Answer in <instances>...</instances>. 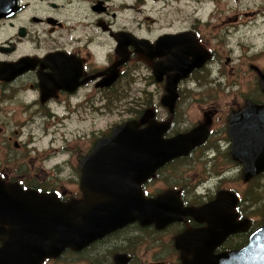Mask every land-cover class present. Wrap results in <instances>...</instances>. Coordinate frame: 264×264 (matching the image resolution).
Here are the masks:
<instances>
[{"label": "flooded vegetation", "instance_id": "flooded-vegetation-1", "mask_svg": "<svg viewBox=\"0 0 264 264\" xmlns=\"http://www.w3.org/2000/svg\"><path fill=\"white\" fill-rule=\"evenodd\" d=\"M89 1L83 2H88L90 10L79 24L76 21L80 18L71 16L72 9H65L72 0L65 4L62 0H0V178L5 183H17L23 190L55 194L61 202L79 204L92 199L100 203L107 198L104 190L96 187L102 182H87L91 190L86 194L81 162L118 125L135 121V128L140 131L154 123L160 127L162 139L187 138L180 141V146L189 149L154 165L138 181H124L120 189L109 192L112 199L121 196L120 200H127L133 210L140 208V198L147 201L162 197L157 209L176 208L173 210L176 219L134 220L93 239L94 222H73L83 226L87 223L84 228L87 233L80 235L78 231L80 239L87 238L36 264H182L183 258L195 255L189 251L192 246L188 234L213 228L220 222H213V214L204 215L203 218L213 220L208 222L182 211L205 207L219 193L229 194L225 198L227 209L220 207L225 212L222 222H237L242 229L236 227L223 235L222 228H215L209 241L211 253L242 248L264 225V170L243 179L244 165L231 155L233 145L238 143L231 135V118L241 119L248 103L264 106V92L260 88L264 60L262 65L249 62V67L257 70L252 77L257 82L253 96H239L230 89L224 93L229 101L220 100L223 91L220 89L223 84L224 87L237 84L239 92H243L245 83L241 84L237 78L242 77L231 54L236 47L262 46L264 55V10H239L229 0H201L212 2L208 11L200 13L204 17L193 12L186 17L189 26L145 38L123 29L115 20L113 24L112 20L106 21L103 14L109 13V5L105 0ZM87 25L90 30L95 25L97 31L92 36L77 31H83ZM122 35L130 38L121 45ZM164 35H179L181 39L176 44L170 40L169 48H163L158 43ZM134 56L149 65V80L154 89L141 96L128 118L91 133L92 143L71 163L67 177L70 180L57 179L62 174L59 162L50 169L29 165L31 159L53 158L59 149L49 146L38 152L31 133L29 140H23V129L41 128L42 136H52L48 140L52 145L63 121L72 115L96 113L108 119L118 108L115 100L124 94V81L135 73L129 62ZM171 59L175 65L170 63ZM168 61L167 69L160 68ZM184 63L190 67L187 71L183 69ZM137 77L145 80L141 74ZM170 80L175 82L171 91L167 90ZM192 102L198 108L190 118L186 108ZM250 119L255 125L264 116L253 114ZM237 154L242 156L239 151ZM87 172L89 177L106 173H98L93 167ZM98 206L102 207L101 203ZM221 230L222 239L216 241L212 236Z\"/></svg>", "mask_w": 264, "mask_h": 264}, {"label": "water", "instance_id": "water-1", "mask_svg": "<svg viewBox=\"0 0 264 264\" xmlns=\"http://www.w3.org/2000/svg\"><path fill=\"white\" fill-rule=\"evenodd\" d=\"M123 39L122 35L121 45ZM180 39L179 35H164L159 39L158 46L169 48L171 41L176 44ZM137 41L129 40L133 44H138ZM170 63L175 65V60L171 59ZM168 64L169 61L160 68L165 70ZM185 66L184 63L183 69L187 71L190 67ZM174 83L168 81L167 90L171 91ZM260 88L264 92V75L260 80ZM253 114L264 116V106L248 103L241 113V119H238V125V120L231 118V135L234 142H238L233 145L231 155L238 157L244 165L245 180L264 170V119L253 125L250 119ZM135 127L136 122L131 120L118 125L113 129L111 136L100 139L94 151L81 162L84 172L82 182L86 194L91 190L87 182H102L96 185L98 189L104 190L102 193L107 197L100 202L102 207L92 199L79 204L76 201L61 202L55 194L23 190L17 183H5L0 178V264H36L48 255L58 254L66 246L74 247L77 242L87 238L80 239L78 235L79 229L80 235L87 233L84 229L87 223L83 226L74 225L73 222H94L93 235L91 234L93 239L134 220L169 222L176 219L173 214L176 208L157 209L162 197L147 201L140 198V208L136 210L130 209L127 200H120L121 196L119 199H112L111 192L120 189L124 181H138L151 171L154 165L186 153L189 149L180 146V141L185 142L187 138L162 139L160 127L154 123L140 131ZM238 151L242 156L237 154ZM92 167L98 173H106L89 177L87 171L92 170ZM228 196L229 194L219 193L217 199L205 207L187 208L182 211V214L187 213L208 222L220 221L213 228L188 234L192 246L189 251L195 255L191 259L183 258L182 264H264V225L251 235L249 242L242 248L216 255L211 253L209 241L215 228H222L223 235L237 229L236 227L242 229L237 222H222L224 211L227 209L225 198ZM174 212L176 213V210ZM205 214H213L215 217L213 220L203 218ZM4 225L8 228H4ZM220 235L222 230L212 237L221 241Z\"/></svg>", "mask_w": 264, "mask_h": 264}, {"label": "rangeland", "instance_id": "rangeland-1", "mask_svg": "<svg viewBox=\"0 0 264 264\" xmlns=\"http://www.w3.org/2000/svg\"><path fill=\"white\" fill-rule=\"evenodd\" d=\"M68 0H62V4ZM89 1V0H88ZM93 0H90L91 3ZM109 5V13L103 14L106 21L114 20L119 23L123 29L131 31L134 34L145 37L154 38V36L161 35L164 33H172L178 31V28L189 26L190 23L186 17L188 14L193 15V12H197V15L203 16L200 13L204 10L208 11L212 5L211 1H201L198 0H105ZM85 0H72L65 9H72V15L74 19L80 18L77 23L81 24V17H85L88 8V2L83 3ZM233 7L239 8V10L245 11H258L264 10V0H229ZM212 3V2H211ZM225 1H222V4ZM207 7V8H206ZM115 13L113 17L112 14ZM204 17V16H203ZM191 20L193 17L190 16ZM189 18V19H190ZM263 18V17H262ZM96 20V19H94ZM253 21V20H252ZM81 27V26H80ZM91 26L87 27L81 31L77 29L78 32L89 33L90 36L94 34L97 30L94 28L90 30ZM259 42V39H255ZM262 46H257L252 49L236 47L231 53L232 57L235 58V69L242 78H238L241 84L245 83L242 88L243 92H239V85L235 84L232 87H224L220 95L222 96L220 100L229 101V96L224 94L227 90H232L237 92L239 96H253L256 91L257 82L253 80V76L257 75V70L249 67V62H254L256 65L259 63L262 65V60H264V55L262 53ZM131 65L134 66L135 73L129 74L130 78L124 81V94L119 99L115 100V105L117 109L110 113L108 119H103L101 116L93 114L85 115H72L68 120L63 121V127L60 128L59 134H55L56 139L52 145H49L48 140L52 138L49 135L42 136L41 128L36 129H23V140L30 139L31 137L35 139L36 147L39 151L47 149L49 146L55 149H59L54 153L53 158L44 157L43 160L31 159L29 165L35 167H44L50 169L55 163L59 162L62 169V174L60 178L61 181H69V172L73 162H75V157L85 153L91 142V133L100 132L105 129L109 124H113L122 119L128 118L132 113H134L137 103H140L141 96L144 93L150 92L154 89V85L151 84L149 80L150 70L149 65L143 60H138L132 57L130 59ZM147 66H145V65ZM240 65L237 67V65ZM143 75L145 80L139 79L137 75ZM229 75V72L227 73ZM226 78H223L225 82ZM255 85V86H254ZM198 89L195 84L189 85ZM201 86V85H199ZM202 88V87H201ZM199 88V89H201ZM241 88V86H240ZM113 102V101H112ZM121 103V105H120ZM119 105V106H118ZM197 103H190L186 110L188 111V117L192 118L197 112ZM82 118V120H80ZM84 119V121H83ZM61 149V151H60ZM0 149V157H1ZM68 161L70 163H68ZM49 181L53 178L48 179ZM261 192V191H260Z\"/></svg>", "mask_w": 264, "mask_h": 264}]
</instances>
